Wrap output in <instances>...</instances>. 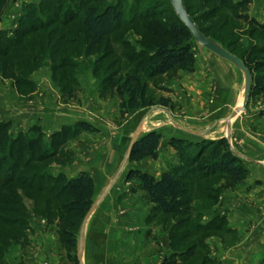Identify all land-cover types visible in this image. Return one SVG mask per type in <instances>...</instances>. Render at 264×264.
I'll list each match as a JSON object with an SVG mask.
<instances>
[{
  "label": "rangeland",
  "instance_id": "obj_1",
  "mask_svg": "<svg viewBox=\"0 0 264 264\" xmlns=\"http://www.w3.org/2000/svg\"><path fill=\"white\" fill-rule=\"evenodd\" d=\"M41 1L7 0L0 6V31H4L7 37L14 36L15 29L28 11L34 8L35 17L41 14L38 8ZM83 1L100 8L119 2L123 8L120 27L91 53H87L83 43L80 46L74 43L78 35V17L82 14L79 4ZM238 1L240 0H234V3ZM183 2L193 15L191 17L196 19L199 30L224 49L245 59H264V30L254 29L240 18L247 15L262 22L264 0H247L246 5L239 6L236 10L220 5L215 0ZM57 6L59 12L53 18L55 20H52V27H61L65 42L55 63L51 61L53 47L40 42L39 35L43 31L38 22L40 18L41 21L45 19L41 15L35 22L38 26L34 33L26 34L10 50L20 83L0 75V123H4L5 127L8 125L7 131L3 127L1 131L8 133L10 137H16L20 132L26 133L23 145L14 147L15 154H22L21 157L8 156L6 149V163L1 166L0 174L11 163L17 162V165L22 166L28 158L27 154L31 153L27 148L29 139H37L40 150L34 148V153H40L44 159L39 162L37 172L24 170L23 178L34 174L47 178L60 173L71 177L78 173V161H84L86 165L80 171L89 172L94 179V188L97 187L95 203L107 184L101 185L102 187L99 185L97 176L102 175L99 170H103L105 175H116L123 162L122 159L119 164L120 158H124L137 125H140L137 138L152 129L160 133L159 155L151 162L154 171L177 167L178 154L170 144V139L176 137L199 140V137L186 133V130L199 133L197 126L203 116L210 115L211 95L216 93L219 86L225 88L232 82L226 65L211 60L212 57L222 58L193 38V70L175 68L165 74L149 77L144 57L150 53L153 43L146 25L149 22L165 24L177 17L170 0H59L53 9ZM46 9L44 6L43 13H46ZM64 17L69 20L65 25L62 20ZM233 66L237 72V80L233 84L238 95L234 106L236 109L242 99L245 78L243 71ZM261 71L264 73V69ZM127 74L137 77L145 84L147 95L154 104L130 110L121 117L122 98L114 85ZM182 81L190 84L191 88L180 91L184 89ZM203 81V87L199 91L198 87ZM205 93H208V97ZM236 116L240 119L238 123L244 128L239 131L240 136H232L230 144L236 147L231 144L232 150L235 152L240 149L257 155L260 148L255 146V142L259 137L264 140V93L250 96L245 110ZM80 121L90 123L96 130L88 132L76 128L74 125ZM120 143L123 148L119 150ZM262 147L264 151V144ZM204 149L205 154H208L211 147L205 146ZM4 152L5 150L0 151V155ZM97 153H102L99 159ZM243 160L247 175L234 186H228V181L224 178L192 184V218L187 228L177 230L173 227L176 219L153 211L143 193L135 187L134 181L125 179L130 167L148 171L128 159L113 188L122 193L126 189L124 192H132L134 197H141L142 203L138 207H142V210L138 212L133 202H120L125 196L123 193L118 196L113 215L99 229L97 225L88 226L89 222H84L86 214L83 218L67 216L65 221L73 223L72 229L76 234V247L71 253L78 258L81 250V262L78 258V264H94L95 261L96 264H163L166 258L192 246L193 255L181 264H257L260 258L251 256L249 259L248 255L243 260L233 253L235 245L240 241L239 232L233 225L236 220L228 217L218 206L224 191L242 188L248 177L249 160ZM130 163L132 166L129 167ZM30 165H36V162L31 161ZM20 171L21 168H18L17 172ZM95 177L98 178L97 181ZM112 179L113 177L109 183ZM211 183L215 187L221 186L216 201L213 202L206 195ZM4 189L5 191L0 190V264H73L68 259V250L59 240L58 221L50 216L49 208L53 204L47 193H28L20 186H14L12 192L8 187ZM3 193L5 194L2 195ZM103 208L107 212L110 210L107 204ZM216 215L225 217L220 225L219 220H213ZM128 216L130 222H122L119 226L118 221ZM207 221L212 225L210 230L203 231L197 227V223L204 225ZM119 227L121 233H125H122L121 238L115 230ZM163 235L169 237V242L165 245L161 241ZM226 250L228 257L220 255ZM96 253L102 256L96 258ZM175 259L178 261L179 258ZM261 260L264 264V258Z\"/></svg>",
  "mask_w": 264,
  "mask_h": 264
},
{
  "label": "trees",
  "instance_id": "obj_2",
  "mask_svg": "<svg viewBox=\"0 0 264 264\" xmlns=\"http://www.w3.org/2000/svg\"><path fill=\"white\" fill-rule=\"evenodd\" d=\"M6 1L0 0V6L5 4ZM58 1L42 0L38 6L41 10V14L38 17H35L36 10L34 8L28 11L21 20L20 25L15 29L14 36L7 37L4 31H0V75L3 78L13 79L18 84L20 83L17 66L15 65L14 58L10 55V50L12 49L11 47L18 45L26 34L34 33L39 23L43 31L39 35L41 36L40 42L45 43L50 48L53 47L51 61L55 63L57 54L65 42L61 34V27H52V20H55L53 18L59 12L58 6L53 9ZM215 1L220 5L228 6L235 10L239 6L246 5L247 2V0H240L235 3L234 0ZM59 5L61 6V3ZM44 6L47 8L45 10L46 13H43ZM79 8L82 10V14L78 17V35L77 41H74V43L78 46L83 43L86 45L87 53H91L94 48L104 40H107L120 27L123 8L119 2L109 3L100 8L95 4L84 1L82 4L80 2ZM186 8L190 13L187 5ZM41 15L45 18L43 21H41ZM190 15L192 14L190 13ZM38 18H40V22L37 24L35 22L38 21ZM64 18L62 20L65 25L69 20L67 21L66 17ZM240 18L254 29L264 30V20L260 22L256 18L247 15ZM194 21H196L195 18ZM146 29L153 43L150 53L144 57V62L146 63L145 69L149 77L165 74L175 68L193 70V37L178 17L165 24L149 22L146 25ZM239 57L244 61V64L252 75L249 97L264 93V73L261 71L264 69V59L258 57L246 59L241 56ZM257 71L259 73L255 74ZM114 88H116V92L122 98L120 103L121 117H124L130 110L154 104L147 95L145 84L141 83L133 75L127 74L122 80L116 81ZM125 95L126 98H123ZM74 126L88 132L96 130L90 123L83 121L77 122ZM2 127L6 128L7 131L8 125L6 124L5 127L4 123H0V151L5 150L0 155V168L6 163V149L8 156L17 155L15 154L14 147L23 145V137L25 138L26 135V133L20 132L16 137H10L8 133H2ZM159 140L160 133L156 130H150L140 135L134 142L128 159L130 161H139L144 158L156 159L158 156ZM199 140L192 141L183 138H171L170 144L177 151L179 165L163 170L158 177L140 168L132 167L127 170L125 175L127 181H134L135 187L142 191L144 199L151 204L153 211L176 219L173 227L177 230L187 228L192 218L194 206L191 202V186L193 183L212 182L217 178H224L228 181V186H234L247 175V167L244 164L243 158L232 150L226 137H221L217 140ZM37 143V139L30 138L27 148H29L31 153L27 154L28 158L24 164L19 166L17 162L11 163L8 169L0 174V190L5 191L4 188L8 187L12 192L14 186H20L28 193L46 192L50 202L53 204L52 207H48L50 216L58 221L59 240L62 246L68 250V259L73 264H78L76 254L71 253L76 247V234L72 229L73 223H66L65 219L67 216L83 218L91 208L94 202V179L87 171H80L71 177L60 173L47 178L38 176L37 174L32 175V177L23 178L22 174L24 170L37 172L39 162L44 159V156L40 153L37 155L34 153V148L40 150ZM205 146L207 148L211 147L208 154H205ZM19 155L21 157L22 154H18L17 156L19 157ZM31 161H35L36 165H30ZM18 168L22 170L19 173L17 172ZM212 184H209L207 188L209 191L206 195L213 202L216 201L221 186L215 187ZM217 216L213 217V220L214 218L215 221L219 220L218 225H220L221 220L225 219V217ZM197 227H200L203 231H207L212 228V225L208 224V221L204 225L199 222L197 223ZM168 238L167 236V242H169ZM170 238L172 237L170 236ZM193 253L192 246L187 247L173 254L170 258H166L163 264H181L186 262ZM176 257L179 258L178 261L175 259Z\"/></svg>",
  "mask_w": 264,
  "mask_h": 264
},
{
  "label": "crops",
  "instance_id": "obj_3",
  "mask_svg": "<svg viewBox=\"0 0 264 264\" xmlns=\"http://www.w3.org/2000/svg\"><path fill=\"white\" fill-rule=\"evenodd\" d=\"M211 60L216 63L220 62L221 64L226 65V68H227L226 70L229 72L230 77H232L231 78L232 82L228 84L227 86L228 88L227 87L223 88L222 85H221L222 88H220L219 86L216 93H214L213 96L211 95V104L209 105L210 107H209V112H208L210 113V115L208 117L203 116V119L200 121L199 126H197L198 127L197 130L199 133L197 134V133H192L189 131L186 132L188 134L199 137L200 139H203V138L216 139V138H220V136L226 137L227 124H228L226 121V118L229 116V114L232 113L235 103H237L236 101H238V97H237L238 95L236 94L235 92L236 90L233 85L235 81L237 80L236 69L229 62L224 61L222 59H217V58L212 57ZM218 68L221 69L220 67ZM182 82L184 85V89H180V91L183 92L185 91V88L186 90L191 88L190 84H187L184 81ZM203 83L204 81L202 82L201 86L198 87L199 91H200V88L203 87ZM206 96L208 97V93ZM239 121L240 119L238 118V116H235L234 118H232V120L229 123L230 140L232 139L233 135L235 137H237V135L240 136V132L244 128L242 125L238 123ZM138 129H140V125H137L135 128L136 131ZM251 137L252 136H250V138ZM263 144H264V140L259 137L258 141L255 142V146L260 148L257 155H252L250 154V152L247 153V152H244V150L242 151L240 149H237L238 152H241V154H244L246 157L252 160V161H248L249 166H250L248 167L249 169L248 177L246 178L243 184L244 186L242 185V188L237 187V188H234V190L229 189V190L224 191L222 193L221 200L218 202V206L222 210L225 211L228 217H233L236 220L233 225H234V228L239 232L240 241L237 245H235L233 253H235L236 256H240L241 259L243 260L247 259L248 255H249V259H251V256L256 257L257 259L260 258V261L258 260L257 264H262L261 259L264 258V151H262ZM232 146L235 147L234 144H232ZM121 147L123 148L122 143H120L119 150L121 149ZM101 154L102 153H97L98 159L100 156H102ZM118 154H119V151H118ZM118 154H116V156ZM158 155H159V151H158ZM122 159L123 157L120 158L119 164H121ZM156 159L144 158L139 161H134V165L139 164L141 167H143V169H147L148 170L147 172L158 177L160 173L162 172V170H160L159 172H155L154 168L152 167L153 165L151 163L152 160L155 161ZM78 162H80L79 163L80 168L76 169L77 172H79L80 170H83L81 168H84V166L86 165L84 161L79 160ZM130 166H132L131 163L129 164V167ZM118 167H116V169H118ZM165 169L167 168L165 167ZM99 173L103 175V176L102 175L97 176L100 180L99 185L101 186L103 184H106V183L107 184L103 192H101L98 198L95 200L94 209L92 210V212L86 219V222H89L88 226L97 225L96 227H98L99 229V227L103 224V222L107 223L106 220L109 219L110 215H113L114 207L117 206L118 196L123 193H125V196L122 198L120 202H123V201L133 202L134 204H136L133 206L137 207L136 210H138V212L142 210V207L140 206L138 207V204L140 205L142 203L140 201L141 197L140 198L134 197V195H132L133 194L132 192H130L131 194L128 191L124 192L126 189L123 191V193L122 191H117L115 188H113L115 183H113L109 187L110 185L109 181L112 177H114L113 176L114 173L111 174L110 176L108 174L105 175L103 170H99ZM98 178L95 177L96 181ZM96 188L97 187L94 188V196L96 194ZM105 204L110 206L109 212H107L103 208ZM102 217L105 218V221H102L103 220ZM130 220L131 219L129 218V216L127 218H123L121 221H118V225L119 226L122 225L123 224L122 222L128 223L130 222ZM251 226L252 228H250ZM115 230L119 232L120 238L121 236L123 237V235H125V233L123 232H122L123 233L122 235L121 227L116 228ZM82 235L83 237L85 236L84 229H83ZM161 241L165 245V243H167V236L163 235ZM98 251L101 252L100 249H98ZM226 252L228 251L227 250L222 251L220 255L224 257L225 256L228 257V253ZM98 256L101 257L102 255L96 253L94 257L98 258ZM83 257H84V254H83ZM84 261H85V257H84ZM94 264H96V261L94 262Z\"/></svg>",
  "mask_w": 264,
  "mask_h": 264
},
{
  "label": "water",
  "instance_id": "obj_4",
  "mask_svg": "<svg viewBox=\"0 0 264 264\" xmlns=\"http://www.w3.org/2000/svg\"><path fill=\"white\" fill-rule=\"evenodd\" d=\"M172 7L179 18V20L188 28L191 36L197 41L200 45L206 47L207 49L211 50L213 53H215L217 56L221 57L222 59L228 60L231 62L233 65L238 67L241 71L244 73V87H243V94H242V99L240 105L236 109L232 111V113L226 118L227 121V132H226V138L228 142L230 143V129H229V123L234 118L239 112L244 111L246 108V104L248 102L249 98V93H250V88H251V83H252V76L251 72L248 69V67L244 64V62L235 54L227 51L224 49L222 46H220L218 43L207 37L205 34H203L198 26L196 25L194 19L191 17V15L188 13L187 9L185 8L183 0H170ZM188 131V130H186ZM192 132V131H189ZM193 133V132H192ZM138 135V130L135 131V134L130 140L128 150L126 151V154L123 158L122 165L120 166L119 170L117 171L116 175L113 177V179L110 182L109 187L114 183L120 172L122 171V168L124 164L127 162L132 146L134 142L137 139ZM231 146V144H230ZM235 153L240 156L241 158L245 160L252 161L251 159L243 156L242 154L238 153L235 151ZM95 204L93 203L91 208L88 210L84 217V221L88 218L92 210L94 209ZM78 258L79 261L81 262V250L78 252Z\"/></svg>",
  "mask_w": 264,
  "mask_h": 264
},
{
  "label": "bare ground",
  "instance_id": "obj_5",
  "mask_svg": "<svg viewBox=\"0 0 264 264\" xmlns=\"http://www.w3.org/2000/svg\"><path fill=\"white\" fill-rule=\"evenodd\" d=\"M241 103V102H240Z\"/></svg>",
  "mask_w": 264,
  "mask_h": 264
}]
</instances>
